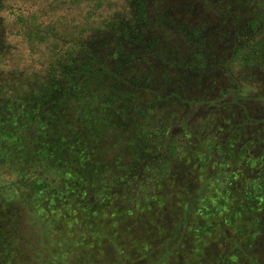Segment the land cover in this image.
<instances>
[{"label":"rangeland","instance_id":"1","mask_svg":"<svg viewBox=\"0 0 264 264\" xmlns=\"http://www.w3.org/2000/svg\"><path fill=\"white\" fill-rule=\"evenodd\" d=\"M137 1L0 0V29L8 43L0 65L28 72L39 83L44 73L61 72L58 60L70 45L94 35L101 41L99 56L126 84L106 73H100L102 81L133 96L113 116L101 110L112 119L110 126L99 121L102 130L99 119L85 123L92 119L87 107L67 104L65 128L82 127L95 163L86 170L76 165L62 170L53 183L49 180L58 170H42L39 178L62 191L79 192L91 228L83 232L84 214L75 208L69 226L81 228L64 231L72 238L68 251L59 238L52 237L51 246L45 240L50 254L36 226L23 216L22 239L30 243L25 246L27 264H43L33 252L41 249L44 261L50 257L47 264H264V0H146L145 8H132ZM113 16L127 20L128 30L124 23L118 28L114 21L107 23ZM123 41L130 46L116 53ZM76 96L73 102L81 99ZM73 112L78 119L85 116L83 124L69 120ZM212 172L194 213L219 217L225 229L191 220L190 242L187 235L178 241L168 231L177 217L165 204V183L189 194L196 181ZM13 178L0 171V183ZM159 184H164L161 190ZM38 193L44 214L64 202L49 198L47 189ZM47 198L56 205H44ZM142 210L160 220L165 233L154 223L139 225L136 239L126 238L152 249L121 254L127 245L106 236L112 226L121 234L119 224ZM77 234L75 240L90 249L73 244ZM161 235L169 236L163 254L155 245ZM203 240L207 246L191 250ZM76 252L89 253L88 261L77 260Z\"/></svg>","mask_w":264,"mask_h":264},{"label":"trees","instance_id":"2","mask_svg":"<svg viewBox=\"0 0 264 264\" xmlns=\"http://www.w3.org/2000/svg\"><path fill=\"white\" fill-rule=\"evenodd\" d=\"M144 1L146 0H138L136 4H131V7L133 8L136 5L144 7ZM146 11L147 9L144 12ZM112 18L111 21L108 19L107 23L114 21L117 24L116 28L124 23V30H128L127 20L117 16ZM2 33L0 29V60L5 56V46H8ZM79 41L80 43L70 45L67 54L65 52L58 60V63L63 67L61 72L57 74L44 73L40 76L39 83H34L32 81L35 80L34 76L28 72H16L12 68L0 65V171L14 175V178L10 181L0 183V264H27L29 261V257L25 256V253H27L25 252V246L30 243H26L22 239V233H24L22 222L25 221L23 216H28L29 223L36 226L35 229L40 239L43 240L42 248L48 249L50 254L52 248L46 246L45 240L51 246V244L53 245L52 237L59 238V242H63L68 251L72 238L66 236L64 231L68 227H73L75 230L76 227L81 228L79 224L76 227L69 226L71 221L68 217H76L74 215L75 208L81 209L84 214V226L81 229L87 234L90 231L91 224L87 220L89 213L80 203L81 196H79V192L73 189L62 191L58 187L47 183L45 179L41 180L39 175L42 170H58L56 172L57 176L53 180H49L53 183L55 179L59 178L58 176L62 170L68 171L69 168L75 165L79 169L86 170L87 166L95 163L94 160H91L93 150L90 149L89 144L86 143L87 141L82 139V127L80 125L72 127L70 124L68 128H65L66 124L63 123V118L66 116L64 111L67 104L69 106L73 103L80 105V107L85 106L91 111L92 119L85 123L99 119L98 123L103 120L106 126H110L112 124V113L118 111L133 96L131 95L132 91L126 90L123 92L122 86L120 88H110L108 83L102 81L100 73H106L126 84L122 78L117 76V70L114 69V66L107 67L110 65L107 64L106 59L104 60L102 56H99L101 41L97 39V36H90L85 43H83V37ZM122 43L124 44L117 47L116 53L122 54L120 50L127 49L130 46L126 41ZM85 56H88L89 61L85 59ZM128 88L133 89V86H128ZM135 89L145 91L148 87H135ZM191 92L193 93V91ZM127 93L129 94L127 95ZM75 94L80 95L81 99L73 102L74 97H77ZM101 110H105L111 116L101 114ZM80 111L86 113L83 110ZM69 120L77 124H83L85 116L78 119L77 113L73 112V116ZM98 125L102 130L103 126L100 123L97 124V127ZM215 161L219 165L218 157ZM211 176H213V172L203 175L202 179L194 183L189 194H185L184 189L180 188L179 185L165 183L167 186L165 204L169 205L168 210L170 213L177 217L172 220V225L168 231L173 233L174 237L178 236V241L188 234L187 224L191 220L215 223L219 225L220 230L225 229L222 221H218L219 217L216 218L210 215L201 218L200 215L194 213L197 200L206 186L209 185ZM162 186L164 184H159L157 189L160 188L161 190ZM43 189L50 192L52 197L49 196V198L64 200L59 206L52 207L50 205H56V203L48 198L44 199L49 201L48 204L44 205L52 208L49 214L43 213L40 206L42 200L37 201L40 198L38 192ZM33 193L34 195H30ZM181 196H185V203H182V207L180 206ZM160 203L163 205L162 201ZM71 208L72 210H70ZM24 209L26 215H23ZM149 213L153 214L152 212ZM65 214L67 216L66 221L64 220ZM154 214L157 213L154 211ZM158 214L161 215L162 213ZM140 215L144 218L141 219ZM133 216L134 219L131 221L119 224L121 234H116V226H112L111 235L106 236V239L108 236L110 237V241L113 240L116 243V239H119L121 245H127L126 249H122L121 254L123 251L128 252L129 250L135 254V251H141L140 253H142V251L152 249V246L145 249L142 246L139 247V245L135 246L133 241L126 238L127 236H133L136 239L134 233L138 231L139 225L154 223L156 228L160 230V234L165 233L163 232V224L159 223L161 221L158 220L157 223L156 219L148 218L149 214L146 211L137 212ZM56 230L58 231L55 232ZM165 230L167 229L165 228ZM78 237L79 234L74 237L73 244L78 245V247L85 245L82 247H87V250L90 249L91 245L88 246L77 239L75 240ZM161 237V240L155 245L159 249L158 253L163 254L164 246L169 245V241L164 243L169 236L161 235ZM187 237L188 242H190V236L187 235ZM231 240H233V237ZM207 243L203 240L190 247L191 250H195V245H198L199 248L202 244V248H204ZM43 249L34 250L33 252L38 254L39 261L47 264L50 257H47V261L42 259ZM170 250L173 249L169 248L168 251ZM88 256L89 253L79 254L76 252L75 257H80L77 260L83 262L84 260L88 261Z\"/></svg>","mask_w":264,"mask_h":264}]
</instances>
